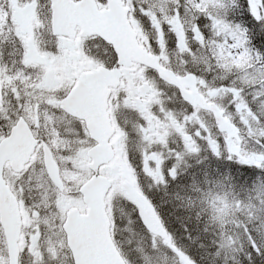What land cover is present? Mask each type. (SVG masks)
Here are the masks:
<instances>
[{
    "label": "snow or ice",
    "instance_id": "snow-or-ice-1",
    "mask_svg": "<svg viewBox=\"0 0 264 264\" xmlns=\"http://www.w3.org/2000/svg\"><path fill=\"white\" fill-rule=\"evenodd\" d=\"M258 36L264 0H0V264H264Z\"/></svg>",
    "mask_w": 264,
    "mask_h": 264
},
{
    "label": "trees",
    "instance_id": "trees-1",
    "mask_svg": "<svg viewBox=\"0 0 264 264\" xmlns=\"http://www.w3.org/2000/svg\"><path fill=\"white\" fill-rule=\"evenodd\" d=\"M264 40L262 37H255L254 43H256L258 46L260 42ZM210 167L212 169H221V170H228L232 172L234 175L239 174L241 179H244L246 177H250L253 175V170L249 168L247 165H240L236 163L235 161H221L217 162L215 160H212L210 162ZM153 196V203L158 206V210L161 213L162 218H165L166 223L169 224L170 230L174 231L176 236L179 238V240L186 245H189L190 250L194 252H199L201 249L198 248V245L201 242H205L203 235L195 230L194 225L195 221L189 222V220L183 219L185 213L180 208H174L175 201H171L170 203H161V201H167L169 199L168 196L165 195V189L161 188L160 190H157L156 188H153L152 190ZM167 191L171 193L172 186L169 185L167 188ZM123 208L127 210L129 213V216L124 221H120L121 228L125 229L123 232V237L127 238L131 241V245H135L138 241L141 240V237L144 239L141 241L142 243H150V239H148L146 231L141 226L136 214L133 211H129V206L124 204L122 205ZM129 220H131V223H129ZM182 223L188 224L189 228L192 229L190 231V236L193 238L192 240H189L184 235V229L181 227ZM130 229L131 231H128ZM132 232V233H131ZM138 239V241H137Z\"/></svg>",
    "mask_w": 264,
    "mask_h": 264
},
{
    "label": "rangeland",
    "instance_id": "rangeland-1",
    "mask_svg": "<svg viewBox=\"0 0 264 264\" xmlns=\"http://www.w3.org/2000/svg\"><path fill=\"white\" fill-rule=\"evenodd\" d=\"M121 215V220L124 221L125 219L128 218L129 213L127 212V210L125 208H121V211L119 213V216ZM123 228V227H122ZM132 233V232H131ZM138 241V239H137Z\"/></svg>",
    "mask_w": 264,
    "mask_h": 264
}]
</instances>
